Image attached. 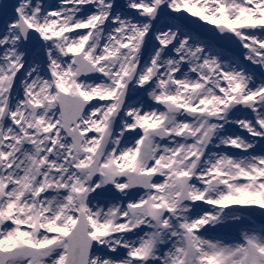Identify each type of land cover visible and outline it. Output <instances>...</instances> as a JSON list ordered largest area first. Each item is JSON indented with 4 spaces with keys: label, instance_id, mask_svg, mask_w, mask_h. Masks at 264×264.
<instances>
[{
    "label": "snow or ice",
    "instance_id": "1",
    "mask_svg": "<svg viewBox=\"0 0 264 264\" xmlns=\"http://www.w3.org/2000/svg\"><path fill=\"white\" fill-rule=\"evenodd\" d=\"M0 264H264V0H0Z\"/></svg>",
    "mask_w": 264,
    "mask_h": 264
}]
</instances>
